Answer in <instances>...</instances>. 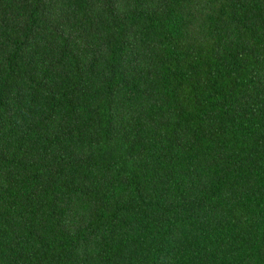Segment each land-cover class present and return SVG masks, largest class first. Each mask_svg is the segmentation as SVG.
<instances>
[{
  "label": "trees",
  "instance_id": "16d2710c",
  "mask_svg": "<svg viewBox=\"0 0 264 264\" xmlns=\"http://www.w3.org/2000/svg\"><path fill=\"white\" fill-rule=\"evenodd\" d=\"M0 264H264V0H0Z\"/></svg>",
  "mask_w": 264,
  "mask_h": 264
}]
</instances>
